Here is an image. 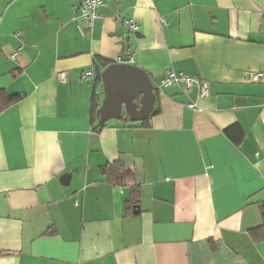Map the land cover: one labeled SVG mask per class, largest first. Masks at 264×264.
Instances as JSON below:
<instances>
[{"label":"crops","instance_id":"0c3cea01","mask_svg":"<svg viewBox=\"0 0 264 264\" xmlns=\"http://www.w3.org/2000/svg\"><path fill=\"white\" fill-rule=\"evenodd\" d=\"M103 2L81 34L76 0H0V91L21 95L0 111V264H264L249 234L262 223L264 79L246 78L264 72V0ZM123 55L149 75L154 109L99 128L100 75ZM167 71L209 95L160 86ZM115 161L122 186L100 173Z\"/></svg>","mask_w":264,"mask_h":264},{"label":"water","instance_id":"95a60500","mask_svg":"<svg viewBox=\"0 0 264 264\" xmlns=\"http://www.w3.org/2000/svg\"><path fill=\"white\" fill-rule=\"evenodd\" d=\"M103 98L98 109L99 128L108 120L126 115L132 122L147 120L155 102L154 84L142 68L113 63L100 75Z\"/></svg>","mask_w":264,"mask_h":264},{"label":"built area","instance_id":"2783aa9c","mask_svg":"<svg viewBox=\"0 0 264 264\" xmlns=\"http://www.w3.org/2000/svg\"><path fill=\"white\" fill-rule=\"evenodd\" d=\"M104 5L103 0H76L73 6V12L78 17L79 21L77 23V28L81 34L90 31L96 18L99 15V9ZM162 22H165L163 17L160 18ZM125 26L129 32L138 31V23L134 18H127L125 21ZM132 62L131 57L123 55L121 56L117 63H130ZM66 73L64 71L57 72L56 78L65 79ZM81 78L83 80H94L96 79V73L93 69L86 70L82 73ZM246 78L249 81L257 82L264 79V72H249L246 73ZM175 84H180L184 88L197 87L199 94L201 96L209 95V88L207 83L196 76L184 74L182 72L175 73L174 71H167L163 77L160 79L159 85L162 87H169ZM189 107H193V104H189Z\"/></svg>","mask_w":264,"mask_h":264},{"label":"trees","instance_id":"16d2710c","mask_svg":"<svg viewBox=\"0 0 264 264\" xmlns=\"http://www.w3.org/2000/svg\"><path fill=\"white\" fill-rule=\"evenodd\" d=\"M98 78V77H97ZM156 88H154V93L156 94ZM21 95H8L4 91H0V111L6 108L8 105L18 101ZM92 113L95 115L96 120H99L98 114V102L94 100L92 105ZM127 117V116H126ZM122 118V117H121ZM128 118V117H127ZM144 120L143 122H145ZM226 137L230 139L235 145H238L244 137V132L239 124H232L223 130ZM100 173L105 175L108 182L114 185L122 186L124 184L125 172L124 165L120 161H115L110 164H106L100 167ZM137 188L133 187L132 192H136ZM262 223L260 226L249 230L251 237L256 240H264V200L258 203Z\"/></svg>","mask_w":264,"mask_h":264}]
</instances>
